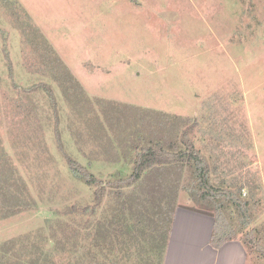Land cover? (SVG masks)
<instances>
[{"label":"rangeland","instance_id":"1","mask_svg":"<svg viewBox=\"0 0 264 264\" xmlns=\"http://www.w3.org/2000/svg\"><path fill=\"white\" fill-rule=\"evenodd\" d=\"M179 127L216 181H249L251 227L264 230V0H0L2 164L24 182L0 245L38 231L43 239L56 212L94 201L64 152L107 180L133 167L113 146L136 130ZM86 132L102 139L98 148ZM178 204H194L186 189ZM195 211L175 221L177 264L203 257ZM254 256L249 264H264Z\"/></svg>","mask_w":264,"mask_h":264},{"label":"trees","instance_id":"2","mask_svg":"<svg viewBox=\"0 0 264 264\" xmlns=\"http://www.w3.org/2000/svg\"><path fill=\"white\" fill-rule=\"evenodd\" d=\"M46 89L54 96L49 87ZM175 130L163 136L136 130L137 135L131 133L123 139L125 143L113 146L115 154L124 151L122 159L127 158L126 163L133 167L127 171L123 164L107 180L96 176L91 163L82 164L64 152L73 176L94 188V201L56 212L43 239V231H38L2 243L0 264H164L182 189L194 201L185 207L215 217V247L240 238L249 262L254 253L255 258L263 257L264 230L251 227L253 198L249 181H216L215 166L211 167L187 133L183 132L182 137L180 127ZM86 134L91 140L95 138L98 148L102 139L90 132ZM6 154L0 136V221L20 209L13 192L18 184H24L15 168L3 166L2 156ZM245 187L249 194H244ZM13 199L15 202H11ZM200 201L210 205L203 207ZM227 210L235 213L239 222L226 219Z\"/></svg>","mask_w":264,"mask_h":264},{"label":"crops","instance_id":"3","mask_svg":"<svg viewBox=\"0 0 264 264\" xmlns=\"http://www.w3.org/2000/svg\"><path fill=\"white\" fill-rule=\"evenodd\" d=\"M194 211L195 210L187 207L183 208L178 206L175 214V221L182 220V215L186 213L189 215H194ZM195 212H197L198 215L197 222H200L202 224L203 231L206 235V238H204L205 240L201 241V246L199 248L200 253L201 255H203V257L201 256V261L198 264H249L248 251L240 238L228 240L220 247H215L212 244V234L214 230L215 217L211 214L203 213L200 211ZM175 221L172 227L169 245L166 250L167 255L165 254L164 264H177L176 259L174 258L172 253L174 238L179 228L176 227ZM192 241L196 242L197 240Z\"/></svg>","mask_w":264,"mask_h":264}]
</instances>
